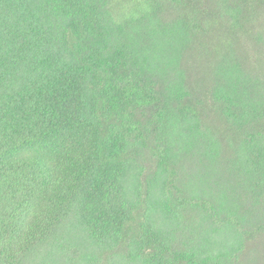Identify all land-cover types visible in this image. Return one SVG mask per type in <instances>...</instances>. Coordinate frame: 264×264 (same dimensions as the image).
Instances as JSON below:
<instances>
[{
	"label": "trees",
	"instance_id": "16d2710c",
	"mask_svg": "<svg viewBox=\"0 0 264 264\" xmlns=\"http://www.w3.org/2000/svg\"><path fill=\"white\" fill-rule=\"evenodd\" d=\"M216 26L236 37L209 48ZM244 27L264 51V0H0V264H235L264 217V77ZM189 37L219 56L210 93L241 134L223 162L234 184L209 167L176 183L187 155L218 156L188 92L159 77Z\"/></svg>",
	"mask_w": 264,
	"mask_h": 264
},
{
	"label": "rangeland",
	"instance_id": "374dc122",
	"mask_svg": "<svg viewBox=\"0 0 264 264\" xmlns=\"http://www.w3.org/2000/svg\"><path fill=\"white\" fill-rule=\"evenodd\" d=\"M167 7L168 6L163 7L164 9L161 14L158 15V18L162 23L171 25V21L175 18L177 10L173 8L168 9ZM212 29H214L212 30L213 35L207 38L209 48L218 47L221 39L227 40L230 38L233 41L236 37L233 35L234 33L232 34L229 31H224L222 26H216ZM237 29H234V31L238 32ZM170 33H172V31ZM244 33L248 43L247 47L250 57L248 61H251V68L249 71L254 74L256 72L255 69H258L264 77V51L256 47L254 42L251 43L252 37L250 38L251 33L247 27H244ZM172 37L169 35L165 39L159 41L158 43L161 45L158 48H163L165 42ZM184 37L188 38L185 35ZM189 38L188 44L180 50H174L173 48L166 49L168 55H172L176 57V59L169 67L168 72L163 76L162 74L159 75V77L164 83L170 82L180 84L182 89L188 92L192 107H195L199 113L201 131L212 136L213 139L211 140L214 141L213 147L217 150L218 156L217 161L211 163L210 160H204V156L202 155H187L182 159V163L179 167L176 180L179 187H181V185H187L193 178L202 174L204 168L209 167L223 172V162H226L232 157V153L239 147L241 142V134L226 121L219 103H216L211 98L210 90L215 84L213 70L219 56L212 51H210L212 56L206 55L204 49L198 46L199 43H197V40L195 42L194 38ZM204 46L207 50L209 49L206 45ZM256 127L257 126H252L251 128L254 129ZM261 128L264 131V125H262ZM198 141H205L202 135L198 136ZM205 145L206 144H198L197 147L203 149ZM154 149L155 148L150 145L142 149L141 165L143 167V191L146 188L147 182L156 171L157 163L154 156ZM224 177L226 184L230 181L232 184L236 181H240L237 176L233 178L227 173ZM172 191L174 192L175 189ZM232 194H235V192H232ZM258 210L264 216V191L260 200V209ZM253 214L254 212L252 211V213L248 215L250 219H252ZM140 219L141 212H137L134 215V220L130 228H136ZM197 222L198 218L196 214L188 213L186 215L184 228L194 229ZM262 222V230L245 242L244 248L239 254L235 264H264V217ZM185 232L188 233L186 230Z\"/></svg>",
	"mask_w": 264,
	"mask_h": 264
}]
</instances>
